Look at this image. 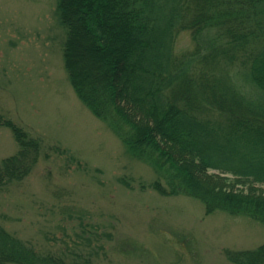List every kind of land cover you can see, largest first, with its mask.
Wrapping results in <instances>:
<instances>
[{
	"label": "trees",
	"instance_id": "16d2710c",
	"mask_svg": "<svg viewBox=\"0 0 264 264\" xmlns=\"http://www.w3.org/2000/svg\"><path fill=\"white\" fill-rule=\"evenodd\" d=\"M58 11L77 95L152 165V187L264 224V194L240 188L264 184V0H58ZM184 31L194 45L178 53ZM0 126L19 145L0 160L3 187L33 172L43 142L2 113ZM226 254L264 264V243ZM92 263L90 253L41 252L0 226V264Z\"/></svg>",
	"mask_w": 264,
	"mask_h": 264
},
{
	"label": "rangeland",
	"instance_id": "374dc122",
	"mask_svg": "<svg viewBox=\"0 0 264 264\" xmlns=\"http://www.w3.org/2000/svg\"><path fill=\"white\" fill-rule=\"evenodd\" d=\"M66 38L58 0H0V113L43 142L33 172L0 187V226L41 252L90 253L92 264H234L227 249L262 245L254 218L152 187V165L77 95ZM193 45L184 31L176 51ZM18 148L0 126V160ZM240 188L264 194V184Z\"/></svg>",
	"mask_w": 264,
	"mask_h": 264
}]
</instances>
